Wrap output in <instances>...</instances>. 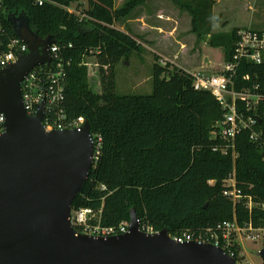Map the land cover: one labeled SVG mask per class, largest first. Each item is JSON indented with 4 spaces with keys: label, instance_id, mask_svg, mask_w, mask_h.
Returning <instances> with one entry per match:
<instances>
[{
    "label": "trees",
    "instance_id": "16d2710c",
    "mask_svg": "<svg viewBox=\"0 0 264 264\" xmlns=\"http://www.w3.org/2000/svg\"><path fill=\"white\" fill-rule=\"evenodd\" d=\"M3 0L0 40L16 35L11 14L23 13L39 35H53L66 65L63 109L67 121L84 116L92 124L98 159L73 208L101 210L103 226L130 221L135 208L139 218L157 231L170 235L199 231L232 220L252 222L264 228V100L256 110V124L235 139L237 158L215 147L225 141L213 138L224 110L215 96L194 88L187 70L156 62L153 92L121 95L117 92L116 66L142 45L138 38L115 26L146 0H127L115 8V0ZM192 16V31L210 36L212 47H223L225 60L234 52L240 28L212 33L213 7L218 0H172ZM78 4L79 13L70 7ZM72 44L70 47L69 45ZM160 59V58H159ZM90 66L97 71L91 73ZM98 76L101 91L92 84ZM249 76V79H246ZM235 89L264 82V64L244 61L234 78ZM258 134L257 140L251 138ZM235 174L237 188L253 198L235 204L224 191ZM210 181H214L210 183ZM264 262V257H263Z\"/></svg>",
    "mask_w": 264,
    "mask_h": 264
},
{
    "label": "water",
    "instance_id": "95a60500",
    "mask_svg": "<svg viewBox=\"0 0 264 264\" xmlns=\"http://www.w3.org/2000/svg\"><path fill=\"white\" fill-rule=\"evenodd\" d=\"M9 22L28 52L0 71V264H237L212 243L177 242L167 228L142 231L135 208L126 233L95 236L73 225L74 201L95 164L92 124L86 118L81 130L46 131L45 100L36 115L27 113L22 82L51 64L56 41L39 35L23 13Z\"/></svg>",
    "mask_w": 264,
    "mask_h": 264
},
{
    "label": "built area",
    "instance_id": "2783aa9c",
    "mask_svg": "<svg viewBox=\"0 0 264 264\" xmlns=\"http://www.w3.org/2000/svg\"><path fill=\"white\" fill-rule=\"evenodd\" d=\"M40 5L44 0H36ZM1 9V4H0ZM71 12L79 13L70 7ZM70 47L72 44L69 45ZM53 58L50 65L44 64L35 67L30 71L22 82V92L24 105L29 115H36L40 110L41 103L45 100L46 117L43 120L46 131L78 129L81 130L85 117L79 116L76 119L67 121V116L63 109L65 99V79L67 76L66 65H70V60H65L61 55V47L53 44L49 48ZM28 46L19 37L15 36L8 42L0 40V71L16 62L20 54H26ZM178 57H175V59ZM174 59V60H175ZM170 59H161L162 65L169 63L175 65L176 62ZM248 61L256 65L264 64V30L254 28H243L239 31V38L235 43L234 52L228 60H225L224 67L214 74H206L202 71H188L194 77V88L196 90H206L211 92L224 110V116L216 124L213 131V138L224 140L226 143L215 147V150L223 154L232 152L234 158L238 154L235 150V139L243 129H251L257 121L256 110L260 102L264 100V82L255 83L252 88L244 87L236 90L234 78L242 62ZM249 79V76H246ZM6 129V116L0 113V134ZM252 139L257 140L258 134L252 133ZM95 141V139H94ZM101 137L98 138V144ZM95 162L98 159L99 145L96 144ZM264 153V146H263ZM214 181H210L213 183ZM227 188L224 194L232 199L235 204L242 199H246L249 210L255 206L253 198L245 196L242 190L237 188L235 174L225 181ZM101 210L92 208L74 209L71 214L73 225L81 232L109 237L129 231V221L122 222L117 226L106 227L101 223ZM140 229L146 233H158L154 227L138 219ZM177 242H201L212 243L223 248L232 256L237 264H264L248 259L244 251L245 240H262L264 244V228L254 227L252 222L244 225L235 216L232 220L219 223L215 227H209L199 231H183L178 235H170ZM263 249V248H262ZM261 251V250H259ZM258 251V252H259Z\"/></svg>",
    "mask_w": 264,
    "mask_h": 264
},
{
    "label": "rangeland",
    "instance_id": "374dc122",
    "mask_svg": "<svg viewBox=\"0 0 264 264\" xmlns=\"http://www.w3.org/2000/svg\"><path fill=\"white\" fill-rule=\"evenodd\" d=\"M2 1L0 0V4H2ZM126 1L115 0V8H120ZM77 6L78 4L72 5L76 12L79 7L80 11L87 9L88 0H81L80 6L78 8ZM213 10L212 33L230 32L234 28L264 30V0H223ZM146 11H150V3L146 6ZM182 11L178 12L174 8L175 14H180L181 20L178 18V23L174 21V23H169L166 27L173 29L177 25L174 35L176 38L182 39L186 46L183 47L184 51L179 49L180 46H177L174 49L176 51L175 56L169 58H167L168 54L166 57H159L158 54L149 48L154 43L148 40L152 38V35L138 30V27L133 25L132 22L123 24V22L127 21V18L115 23L117 28L131 33L139 41L147 45L140 50L133 51L128 59L122 60L116 66L117 92L119 94L139 95L152 93L154 65L157 61L161 63V59L174 60L175 57H178L174 60L176 62L175 65L187 71H202L206 74H214L224 67V48L212 47L209 44L210 37L208 38V36L199 38L192 31L190 16L184 12L185 10ZM164 41H167V38ZM207 60H210L209 63L206 62ZM90 70L91 73L95 70L97 71L96 67L93 66H90ZM91 77L95 90L101 91L98 76L93 75ZM212 135H214V132H212ZM262 248H264L262 240H245L243 249L246 251L249 260L252 259L254 262L260 263L263 257L257 255V253Z\"/></svg>",
    "mask_w": 264,
    "mask_h": 264
},
{
    "label": "crops",
    "instance_id": "0c3cea01",
    "mask_svg": "<svg viewBox=\"0 0 264 264\" xmlns=\"http://www.w3.org/2000/svg\"><path fill=\"white\" fill-rule=\"evenodd\" d=\"M222 1L223 0H218L215 3L214 7ZM149 3L150 11L145 12V8ZM174 8L178 10V12H183L182 10H184L172 0H146L144 4L138 6L133 10V12L127 17V21H125V23L123 22V24L132 22L133 25L138 27V30L145 31L146 34L152 35V38L148 40L154 43L149 48L154 53L158 54L159 57H166L167 54V58L173 57L176 54V51L174 49L177 46L181 47H179L180 50H183V47L186 46L182 39L176 38L174 35V32H176L177 30V25L173 29H169L166 27V25H168L169 23H174V21L178 23V18L180 19L181 17L179 16L180 14H175ZM184 12L188 13V15L190 16L192 26V16L188 11L185 10ZM152 13L153 15L151 16ZM209 37L210 36H208V38ZM165 38H167V41H164ZM140 42L142 48L147 46L146 44H144V42ZM209 61L206 62L209 63Z\"/></svg>",
    "mask_w": 264,
    "mask_h": 264
}]
</instances>
